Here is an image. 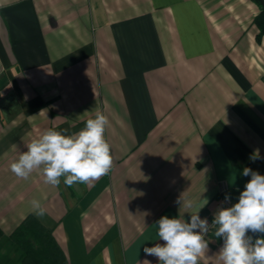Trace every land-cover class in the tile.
<instances>
[{
  "label": "crops",
  "instance_id": "1",
  "mask_svg": "<svg viewBox=\"0 0 264 264\" xmlns=\"http://www.w3.org/2000/svg\"><path fill=\"white\" fill-rule=\"evenodd\" d=\"M250 0H0V252L32 214L68 264H159L162 216L186 221L232 205L264 175V36ZM109 119L110 172L87 184L27 180L10 170L45 129ZM253 156L258 158L252 159ZM46 208L43 219L30 201ZM199 264H221L205 237Z\"/></svg>",
  "mask_w": 264,
  "mask_h": 264
},
{
  "label": "clouds",
  "instance_id": "2",
  "mask_svg": "<svg viewBox=\"0 0 264 264\" xmlns=\"http://www.w3.org/2000/svg\"><path fill=\"white\" fill-rule=\"evenodd\" d=\"M108 126V117L96 111L94 118L87 119L79 131L69 134L68 129H45L27 144L26 151L10 164V170L25 180L33 171L40 170L44 182L52 186H59L61 177L67 187L98 180L113 165L111 146L105 138ZM242 175L251 178L240 192L238 202L220 207L211 225L199 215L206 199L178 200L182 207H194L196 212L187 221L162 216L156 221V235L164 243L144 247V253L157 257L159 264H199L208 250L205 237L215 229L214 236L223 241L218 252L221 264H264V175L247 167ZM30 205L37 218L43 219L47 210L41 202L33 199ZM143 264L151 262L145 260Z\"/></svg>",
  "mask_w": 264,
  "mask_h": 264
},
{
  "label": "trees",
  "instance_id": "3",
  "mask_svg": "<svg viewBox=\"0 0 264 264\" xmlns=\"http://www.w3.org/2000/svg\"><path fill=\"white\" fill-rule=\"evenodd\" d=\"M250 1L258 9L253 16L257 36H264V0ZM2 235L0 229V239ZM5 239L9 248L3 254L0 252V264H68L52 229L42 225L32 214H28Z\"/></svg>",
  "mask_w": 264,
  "mask_h": 264
},
{
  "label": "built area",
  "instance_id": "4",
  "mask_svg": "<svg viewBox=\"0 0 264 264\" xmlns=\"http://www.w3.org/2000/svg\"><path fill=\"white\" fill-rule=\"evenodd\" d=\"M229 190H230V186L225 181H220L218 183L217 193L219 196V208L232 206V200L231 199H228V200L225 199L226 196L230 197L229 196ZM213 218H214V216L211 218H207L210 225L212 224ZM214 231H215V229H212L209 231L208 234L214 235ZM219 240H222V239L219 238Z\"/></svg>",
  "mask_w": 264,
  "mask_h": 264
},
{
  "label": "rangeland",
  "instance_id": "5",
  "mask_svg": "<svg viewBox=\"0 0 264 264\" xmlns=\"http://www.w3.org/2000/svg\"><path fill=\"white\" fill-rule=\"evenodd\" d=\"M1 252H3V250H1Z\"/></svg>",
  "mask_w": 264,
  "mask_h": 264
}]
</instances>
